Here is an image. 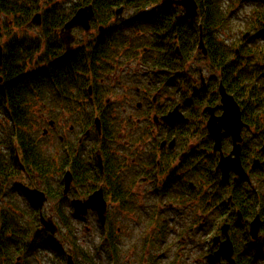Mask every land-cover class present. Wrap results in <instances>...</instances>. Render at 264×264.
<instances>
[{"label":"flooded vegetation","instance_id":"obj_1","mask_svg":"<svg viewBox=\"0 0 264 264\" xmlns=\"http://www.w3.org/2000/svg\"><path fill=\"white\" fill-rule=\"evenodd\" d=\"M195 1L0 13L3 58L12 37L41 83L0 132V264H229L223 228L234 264H264V28Z\"/></svg>","mask_w":264,"mask_h":264},{"label":"trees","instance_id":"obj_2","mask_svg":"<svg viewBox=\"0 0 264 264\" xmlns=\"http://www.w3.org/2000/svg\"><path fill=\"white\" fill-rule=\"evenodd\" d=\"M25 7L26 6H24L21 0H4L2 3L0 1V13H3L7 10L8 14L11 16H15L18 13L23 12ZM260 7L264 8V5L262 4ZM15 22L19 26H21L23 23L19 15H17ZM5 24V28L8 29V21H6ZM249 24L253 25V29L261 30L264 28L263 15H261L260 18L254 19ZM1 29L2 27L0 25V30ZM4 46L7 50V55L3 58V68L0 71V73L5 77V84L0 85V112L5 115V119H0V130L2 129L3 132H5L3 125L13 127L17 124L18 120L22 127L27 125L25 122V119L27 118L23 114H18L21 104V102H19L21 96L19 95H23L25 93L27 94L29 90L28 88L32 85L37 86L38 84H41L40 81H35L33 77L30 78V76L26 75L22 76L21 73H23V70L17 68L18 57L21 56V50H23L24 54L28 55L30 54L29 50L23 45H18L16 41H13L12 37L8 42L4 43ZM15 132H17V130L12 129L9 132L7 131L5 134L12 135ZM21 135H24L23 130H21ZM11 146L12 145L10 144V147Z\"/></svg>","mask_w":264,"mask_h":264},{"label":"water","instance_id":"obj_3","mask_svg":"<svg viewBox=\"0 0 264 264\" xmlns=\"http://www.w3.org/2000/svg\"><path fill=\"white\" fill-rule=\"evenodd\" d=\"M187 3L194 12L195 5H194L193 1L187 0ZM82 17H84V15L81 12H79L72 19V21L67 25V28L70 29L71 26H73L74 24H77V22H80V19ZM2 58H3V48H2V46H0V66H2ZM1 82H2V77H0V83ZM33 192H35V190L30 191L31 194H33ZM259 230H260V219L257 218L256 220L253 221V223L251 224V228H250V235L254 240H256L258 238ZM223 235H225L227 239L225 242H223L220 251L217 252V254H218L217 256L218 257L224 256L229 261V264H234L232 243L230 241L228 234H226V231H224V228H223Z\"/></svg>","mask_w":264,"mask_h":264},{"label":"rangeland","instance_id":"obj_4","mask_svg":"<svg viewBox=\"0 0 264 264\" xmlns=\"http://www.w3.org/2000/svg\"><path fill=\"white\" fill-rule=\"evenodd\" d=\"M235 3H238V0H235ZM255 4L256 3L253 0H249L248 2L239 1V6L238 8H236L235 12L233 13L235 14V17H234V22L231 23L233 24V26L231 25L232 26L231 28L243 29V30L253 29V25L247 26V20L248 19L250 20V18L257 19L260 18L261 15H264V8L261 7H259L257 14L255 15L253 14L254 11L257 12V9H254ZM0 119H5V115L2 114L1 112H0ZM0 132H3V130L1 129ZM260 261L261 262L264 261V256L260 258Z\"/></svg>","mask_w":264,"mask_h":264}]
</instances>
